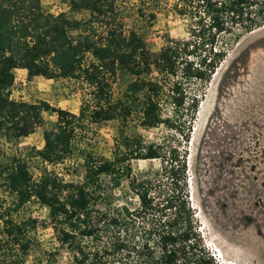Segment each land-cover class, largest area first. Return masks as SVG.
<instances>
[{
  "label": "trees",
  "instance_id": "1",
  "mask_svg": "<svg viewBox=\"0 0 264 264\" xmlns=\"http://www.w3.org/2000/svg\"><path fill=\"white\" fill-rule=\"evenodd\" d=\"M62 1L88 15L52 13L41 0H0V138L16 143L42 124L44 111L56 115L54 125L43 130L41 148L0 162V186L11 198L5 210L0 202V264L25 262L37 220H17L13 213L31 199L47 208L73 264H219L190 204L187 149L181 143L189 141L201 97L231 48L230 37L236 41L264 25V0H176L188 35L167 37L156 52L135 29L125 30L116 0ZM15 68L25 69L28 79L79 81L88 91L78 113L45 100L10 97ZM119 73L131 79L115 96L112 84ZM134 114L143 129L163 126L166 134L146 142L127 130ZM111 120L118 125L111 157L80 148L77 138L89 124ZM75 150L83 157L79 183L50 168ZM34 157L42 164L37 178L27 162ZM140 159H157L159 167L136 172L132 161ZM123 182L135 203H114Z\"/></svg>",
  "mask_w": 264,
  "mask_h": 264
},
{
  "label": "rangeland",
  "instance_id": "2",
  "mask_svg": "<svg viewBox=\"0 0 264 264\" xmlns=\"http://www.w3.org/2000/svg\"><path fill=\"white\" fill-rule=\"evenodd\" d=\"M52 12H65L70 18H84L87 11L75 12L62 0H41ZM176 0H116L115 6L125 30L143 35L147 47L158 51L167 37L186 38L187 23L176 12ZM155 17H150L151 13ZM231 48L204 90L189 132L187 174L190 204L199 222L202 240L219 264H264V25L230 37ZM15 75L14 96L21 100H45L51 106L78 113L87 88L73 78L28 79ZM131 76L119 73L113 81L115 96L122 95ZM43 121L35 131L16 143L0 138V162L12 155L41 148L42 133L56 121L53 111L43 112ZM134 114L127 130L140 133L146 142H158L166 134L163 126L143 129ZM114 120L89 124L78 139L80 148L95 157H111L117 134ZM177 143V141H175ZM33 178L42 164L36 157L27 159ZM136 172L159 167L157 159L132 161ZM52 168L65 181L79 183L83 177V157L73 155ZM1 180V179H0ZM1 182V181H0ZM1 206L5 210L11 198L0 186ZM115 204L135 203L126 183L115 190ZM14 217L35 218L34 243L24 264H73L71 253L62 246L49 221L47 208L31 199ZM126 264H131L126 263ZM133 264V263H132Z\"/></svg>",
  "mask_w": 264,
  "mask_h": 264
},
{
  "label": "built area",
  "instance_id": "3",
  "mask_svg": "<svg viewBox=\"0 0 264 264\" xmlns=\"http://www.w3.org/2000/svg\"><path fill=\"white\" fill-rule=\"evenodd\" d=\"M14 75H15V73H14ZM17 82H20L22 85H25V80L21 79L15 75L13 84H12L11 89H10V97H12L14 99H18L17 97L14 96V93H16L15 85L17 84Z\"/></svg>",
  "mask_w": 264,
  "mask_h": 264
},
{
  "label": "crops",
  "instance_id": "4",
  "mask_svg": "<svg viewBox=\"0 0 264 264\" xmlns=\"http://www.w3.org/2000/svg\"><path fill=\"white\" fill-rule=\"evenodd\" d=\"M13 72H14V73H16V72L25 73V76H26V70L23 69V68H15V69L13 70Z\"/></svg>",
  "mask_w": 264,
  "mask_h": 264
}]
</instances>
